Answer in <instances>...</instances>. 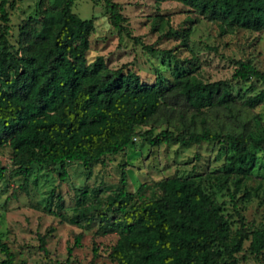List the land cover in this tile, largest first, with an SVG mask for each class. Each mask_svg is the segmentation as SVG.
Returning a JSON list of instances; mask_svg holds the SVG:
<instances>
[{
  "label": "trees",
  "instance_id": "1",
  "mask_svg": "<svg viewBox=\"0 0 264 264\" xmlns=\"http://www.w3.org/2000/svg\"><path fill=\"white\" fill-rule=\"evenodd\" d=\"M102 1L112 26L125 31L118 5ZM179 1L204 18L223 21L230 28L264 27V0ZM7 3L0 0L2 42L8 29ZM72 3L59 0L54 6L41 1V15L20 28L25 43L22 53L17 55L6 46L0 47V145L7 143L10 148L12 176L26 177L36 164L57 166L58 176L63 179L67 162H79L89 172L103 156L129 146L134 136L150 146L230 144L223 173L249 175L255 163L250 145L264 149V120H256L253 133L211 132L205 127L199 131H136L165 105L166 88L158 77L147 84L132 70L107 68L101 55L87 62L91 21L73 13ZM231 76L263 85L244 99V105L253 107L264 100V72L250 61H237ZM175 82L172 88L195 111L213 105L229 107L235 100L228 85L220 80L202 82L184 74ZM4 177L5 170L0 167V180ZM119 182V189L104 207L119 216L101 215L107 228L118 232L108 254L117 264H239L235 254L242 249V258L264 250V224L251 231L239 226L231 232L219 206L193 180L163 178L157 182L160 193L156 198L145 199L139 194V200L132 204H128L132 195L126 190L123 170ZM55 206L61 209L59 202ZM79 236H75L76 244ZM244 240L248 243L242 248ZM0 255V264H18L1 240Z\"/></svg>",
  "mask_w": 264,
  "mask_h": 264
},
{
  "label": "rangeland",
  "instance_id": "2",
  "mask_svg": "<svg viewBox=\"0 0 264 264\" xmlns=\"http://www.w3.org/2000/svg\"><path fill=\"white\" fill-rule=\"evenodd\" d=\"M41 1L58 6L59 0H8V29L0 47L22 53L25 43L20 28L41 15ZM111 1L118 5L125 31L112 26L102 0H73L71 11L91 21L87 62L101 55L107 68L132 70L147 84L158 77L166 88L165 105L136 131H199L202 127L232 134L256 131V120H264V100L253 107L243 101L263 85L254 80L241 82L231 75L237 61L244 60L264 72V27L230 28L223 21L204 18L179 0ZM1 26L0 22V30ZM184 74L202 82L223 81L235 96L233 104L198 111L188 107L172 88ZM132 140L121 151L93 163L89 172L79 162H67L63 179L57 166L36 164L26 177L12 176L10 148L7 143L0 145V167L5 170L0 180V240L9 246L18 264H117L108 254L118 232L107 228L101 215L119 216L104 207L120 187L121 170L132 195L128 204L138 201L139 194L156 198L160 193L157 182L175 176L197 182L219 206L231 232L239 226L246 231L263 226L264 149L250 145L255 163L248 176H240L222 171L230 144L150 146L139 136ZM76 235H80L77 244ZM247 243L244 240L242 248ZM242 251L235 254L239 264H264V250L243 258Z\"/></svg>",
  "mask_w": 264,
  "mask_h": 264
}]
</instances>
